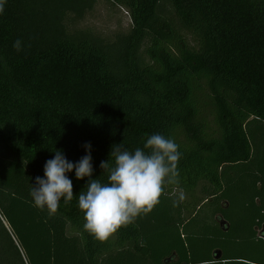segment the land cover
<instances>
[{
    "label": "trees",
    "instance_id": "trees-1",
    "mask_svg": "<svg viewBox=\"0 0 264 264\" xmlns=\"http://www.w3.org/2000/svg\"><path fill=\"white\" fill-rule=\"evenodd\" d=\"M107 1L132 20L113 41L70 32L83 0H5L0 264H211L216 250L264 264V0ZM153 133L179 145V182L107 240L82 227L87 178L69 174L73 199L55 212L34 205L55 149L78 161L90 142L107 182L113 145Z\"/></svg>",
    "mask_w": 264,
    "mask_h": 264
},
{
    "label": "clouds",
    "instance_id": "clouds-1",
    "mask_svg": "<svg viewBox=\"0 0 264 264\" xmlns=\"http://www.w3.org/2000/svg\"><path fill=\"white\" fill-rule=\"evenodd\" d=\"M5 0H0L3 14ZM21 50V41L14 42ZM85 155L78 161L69 160L64 151L55 149L54 156L45 161L43 176H36L30 195L34 205L55 212L63 199H73L74 172L77 180L86 181V191L78 195V207L84 214L83 230L105 241L121 227L127 226L159 202L166 185L178 184V162L182 153L176 141L161 133L147 136L143 147L133 151L122 144L113 145L110 158L100 163L107 172V182L93 178L92 145L83 146Z\"/></svg>",
    "mask_w": 264,
    "mask_h": 264
},
{
    "label": "rangeland",
    "instance_id": "rangeland-1",
    "mask_svg": "<svg viewBox=\"0 0 264 264\" xmlns=\"http://www.w3.org/2000/svg\"><path fill=\"white\" fill-rule=\"evenodd\" d=\"M83 1L79 12L67 15L66 25L70 32L89 29L104 39L113 41L117 35L127 34L131 30L132 20L128 9L107 0ZM204 213L202 212L203 216Z\"/></svg>",
    "mask_w": 264,
    "mask_h": 264
},
{
    "label": "flooded vegetation",
    "instance_id": "flooded-vegetation-1",
    "mask_svg": "<svg viewBox=\"0 0 264 264\" xmlns=\"http://www.w3.org/2000/svg\"><path fill=\"white\" fill-rule=\"evenodd\" d=\"M264 233V228L260 232V235L262 236ZM217 251V250H216ZM222 252V251H221ZM213 261L211 264H234V261L224 260V254H220V257H218V254H212ZM246 264H263V263H246Z\"/></svg>",
    "mask_w": 264,
    "mask_h": 264
},
{
    "label": "water",
    "instance_id": "water-1",
    "mask_svg": "<svg viewBox=\"0 0 264 264\" xmlns=\"http://www.w3.org/2000/svg\"><path fill=\"white\" fill-rule=\"evenodd\" d=\"M221 226L224 228L228 223L225 220H221ZM215 254H218V257H220V254H222L221 250H217Z\"/></svg>",
    "mask_w": 264,
    "mask_h": 264
}]
</instances>
